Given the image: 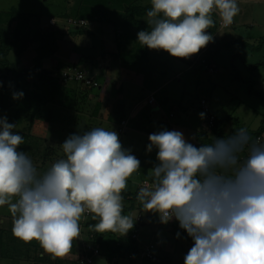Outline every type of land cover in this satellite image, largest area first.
Segmentation results:
<instances>
[{
  "label": "clouds",
  "instance_id": "clouds-1",
  "mask_svg": "<svg viewBox=\"0 0 264 264\" xmlns=\"http://www.w3.org/2000/svg\"><path fill=\"white\" fill-rule=\"evenodd\" d=\"M149 3L148 27L137 33L138 41L180 58L213 40L206 30L215 24L214 12L227 27L241 11L238 0ZM23 96L12 94L16 100ZM15 130L16 124L0 117V208L8 206L14 237L36 240L44 252L62 258L80 238L86 213L96 233L127 236L139 217L124 214L122 193L141 161L122 147L116 130L96 126L70 134L60 144L62 158L42 172L19 150L25 141ZM148 140L146 152L156 149L158 163L136 199L140 210L158 213L162 224L175 218L191 238L184 264H264V142L252 141L245 128L199 147L164 127Z\"/></svg>",
  "mask_w": 264,
  "mask_h": 264
},
{
  "label": "rangeland",
  "instance_id": "rangeland-1",
  "mask_svg": "<svg viewBox=\"0 0 264 264\" xmlns=\"http://www.w3.org/2000/svg\"><path fill=\"white\" fill-rule=\"evenodd\" d=\"M107 1L108 0H0V28L6 30L14 39V46L9 54L2 59L0 56V85H2L0 86V117L6 116L9 123L16 124L15 131H19L25 141L23 145L19 146V150L25 151L31 157L37 169L41 172L46 170L54 161L62 158L63 152L60 144H62L70 134L82 133L96 126H103L108 130H112L113 128L119 133L122 147L131 149L132 146V154L141 161L140 170H137V172L132 175H136L141 171L140 173L143 175H138L137 179L138 181H142L146 179L145 175L151 177L153 161H157L156 149H153L150 153L146 152V145L149 143L148 133H151L152 127L148 125L145 132L139 137L141 140L143 139L144 143H142L140 140L136 141L138 135L121 132L118 129L119 127L117 128L114 124V120L118 118L117 116L122 118L126 116L123 111L118 109V106L123 105L116 101V95L119 94V96H121L122 94L119 87L122 72L120 69L121 65H119L120 59L114 55L117 51L111 52L113 48H108L106 50L107 44L105 39L116 36L119 44V46L117 44L118 52L125 51V49L138 51L140 49L139 47H141V43L138 42L136 37L130 38L129 36L130 32H135L133 31V29H136L135 27L127 28V25L124 26V23H122L123 25L120 24V26L115 27L116 32L110 28L112 25L109 27L108 22L110 20L107 21L108 19H111L116 25L119 24L121 9L117 7V0L113 2L114 6L112 8L108 7ZM126 1L127 3L123 4L125 6L135 1L143 5L150 4L149 0H141V2L138 0ZM79 2L86 7V10L90 11L89 15L91 16L96 15L97 8L101 9L97 16L98 20L93 18L90 19L92 21H89L82 17L77 19L76 15L77 11H79ZM238 4L241 11L234 18L230 26H223L220 17L215 12L213 13V19H217L219 23L215 33L217 38L227 41H235L238 39L248 42L231 44L223 49L221 55L217 57V64L221 67L223 73L209 75L204 73L199 67H195L187 72H184L185 70L182 71L181 78L184 82L180 83L178 82L179 79L175 77V74L181 73L180 70H178L181 67V61L179 62L177 60L176 63L172 59L173 56L165 57L164 59L165 61H169V68H175L178 64L177 68L174 70L170 69L168 74L169 77L177 79L171 84V88L174 92L179 91V89L186 91L185 97L189 101L185 102V105L193 106L197 103L198 95L202 91L201 88H210V83H212L209 81L210 77V80L212 79L215 81L217 87L215 89L216 99H214L215 101L213 100V102L216 104L215 108L218 110L219 115L222 117L226 115L238 117L241 121L239 124L240 128L247 129L251 140L256 141L252 131L257 130L262 122L264 123V96L250 93L248 91L250 82H244L234 78L235 71H233V65L235 62L234 55H237L236 68L243 76H247L250 72L248 78H252L255 81V84L251 83L254 85L253 89L255 91H260V93L264 95V65H260L254 71H250L246 69L241 62V59H245L247 63L251 65L264 62V43H262L261 47L257 48L261 40L264 41V0H238ZM17 11L21 13H17ZM123 13H125V11H123ZM51 19L55 20L57 23L53 24ZM144 19L147 20V16H145ZM81 20H85L86 23H81ZM89 23L98 24L102 29L98 30V28H94V26L89 25ZM223 28L225 30H222ZM55 29H62L67 32L68 35L58 40V50L50 57L43 59L39 65V69H36L37 71L35 69L31 71L30 68L34 66V58L38 56V49L41 47L44 32ZM83 29H87L89 32L81 33ZM120 30H125L122 37L118 34ZM16 31H19V34H16ZM224 31L229 32V34L227 33L228 35H225V33H223ZM95 37H98L101 41H98V39L95 40ZM4 39L0 41V54L1 43L3 44L5 42ZM86 40H88L87 45L91 48V52L88 53L91 54V56L78 52L80 51L78 47H80L82 43L85 44L84 41ZM112 40L114 43V39H111V41ZM97 43L98 45H96ZM62 45L64 47H69L72 52H67V49H63ZM74 45H77V51L73 50ZM160 50L155 49L154 52L159 53ZM202 50L203 49L189 58H183L184 63H192V59L195 57H197L196 61H198V54H201ZM69 53L71 54L70 58L67 57ZM111 55L114 57H111ZM162 63V56L158 55L156 57L153 56L151 60H141L138 66L142 69L153 70L159 65L163 66ZM60 65L63 66L62 71L65 67L76 65L89 77L94 79L96 82L94 83L95 85L85 87L80 84L79 87L77 81L63 80L64 82H60L61 84L59 86V91L62 93L63 97L58 96L55 102L49 103L44 109H40L37 112H34L32 109L28 112L21 111L26 103V95H38L47 90V86L41 84L42 69L54 70L55 68H59ZM182 66V69L187 67V65L183 63ZM163 67L165 70L167 69L165 65ZM160 69L163 70L161 67ZM222 76L226 77L223 78L225 80L221 83L220 78ZM146 85H150L149 81H146ZM94 87H98L99 89L96 88L97 91H95V89H92ZM171 88L169 87L168 89ZM16 91H23V98L18 100L13 99L12 94ZM64 91H67V94L73 92L72 98L69 100L70 106L66 104L70 109L62 106V104H65V99H68L65 97ZM149 102L152 101L149 100ZM223 104L225 105L223 109L220 110V106L222 107ZM98 106L99 110L96 112ZM18 115L22 118L21 123L16 122ZM231 127L234 129L236 124L233 123L232 125L230 123L229 125H225V136L232 133ZM205 129H209L207 124ZM262 135L261 142H264V133ZM128 141H134V144H128ZM133 181L131 186L139 187L138 185L140 182L136 183L137 180L135 177ZM145 182L150 181L144 180L141 186ZM127 185H130V182H128ZM0 214H3V216L11 215L7 205L0 208ZM124 214L133 217L138 214V216L142 217V220H147L149 223L155 224V226L160 225L162 228L165 226L167 230L170 228H172L171 230H180L178 221L171 220L167 224L160 223L158 213L129 210L124 212ZM87 221L89 220L83 216L80 224V238H77V240L80 241V245L83 244V246L88 244V240L86 239H88L89 236V229L84 225ZM174 234L176 235L177 232ZM132 237L136 238L137 235L132 234ZM1 238L2 240L0 242L5 244V238ZM14 240L23 245L25 243L16 237ZM78 241L76 242L77 244ZM25 245L34 251L30 245H27V243H25ZM20 247L24 248L25 246ZM1 248L2 246H0V249ZM2 253H4V251ZM33 253L34 252H32V254ZM0 256L2 257L0 264H33V262L37 264V261L34 260L38 259L36 256L32 257V259L30 258V260H20L18 259V253H16L15 259L6 258L1 253ZM25 257L26 256L23 258ZM150 258L157 259L156 253H153V256ZM41 263L44 264V261ZM178 264H181V262Z\"/></svg>",
  "mask_w": 264,
  "mask_h": 264
},
{
  "label": "trees",
  "instance_id": "trees-1",
  "mask_svg": "<svg viewBox=\"0 0 264 264\" xmlns=\"http://www.w3.org/2000/svg\"><path fill=\"white\" fill-rule=\"evenodd\" d=\"M112 2H116V0H113ZM112 2H110V0L107 1V5L112 4ZM78 10L77 11V19L79 18H86V17H91L92 19H97V16L99 13H95L96 15L91 16L86 12L85 10L81 11L82 9H80V2L78 5ZM151 5H143V4H139V2L135 1L134 3L131 2L130 4H126V6L124 7L125 9V13H124V26L127 25V28H132L135 27L136 29H133V31H140V30H144L146 29L147 23L144 19V17L146 16L147 11L150 9ZM101 9L96 10V12H99ZM17 13H21L20 11H17ZM23 14V13H22ZM18 15V14H17ZM24 15V14H23ZM61 16V15H60ZM59 16V17H60ZM23 17V16H22ZM215 24L212 28L207 29L206 31L211 33L213 36V40L210 41L205 47H203L201 54L198 56V61H196L197 57L192 59V66H195L196 68L199 67L200 69H202V71L204 73H207L209 75H215V74H221L223 73L221 67L217 64V57L221 55L223 49H225L227 46L231 45V44H235V43H248L245 42L244 40H235V41H227L225 39H219L217 37H215V33L216 30L218 29L219 23L217 19H214ZM84 32H89V30L87 29H83L81 30ZM125 30H120L118 32L119 36L122 37L124 34ZM131 31V30H128ZM16 34H19V31H16ZM70 34V32H69ZM67 32H65L62 29H55V30H51V31H46L44 32V37L42 38V44L41 47H39V52H38V56L34 58V66L30 68L31 71H34L33 69H39V65L41 64L43 59H46L47 57H50L51 55H53L59 48V43L58 40L61 38H65L67 36ZM136 35L135 32H130L129 36L131 37H137L134 36ZM5 38V39H4ZM4 39V43H1V59L4 58L6 55L9 54V52L12 50L13 46H14V39L12 38V35L7 33L6 30H2V28H0V41ZM139 42V41H138ZM262 43H264L263 40H261L260 44L257 46L261 47ZM118 44V41H117ZM119 46V44H118ZM140 49L138 51H134V50H129V49H125V51H119L117 50L116 53H114V55L116 57H118L122 64L125 66H135L137 65L141 60L145 59L148 56V47L147 46H143L141 44V47H139ZM197 56V55H196ZM235 57V62L233 65V71L234 72V78L244 81V82H250V86L248 91L250 93H256L259 96H264L262 93H260V91H255L253 89L254 85L251 83L255 84V81L252 78H248L249 77V73L247 76H243L240 71L236 68V62H237V55H234ZM242 65L244 67H246V69L254 71L257 67H259L260 65H264V62H258L255 65H251L249 63H247V61L245 59H241ZM68 66V65H67ZM68 66L65 67L63 69V71L66 68L72 67ZM76 66V65H74ZM62 67L60 65L59 68H55L54 70H49V69H42V75H41V80H42V85H46L47 86V90H45L44 92H41L40 94L36 95V94H32V95H26L25 96V105L22 107L21 111H26L28 112L30 109H32L34 112H37L40 109H44L49 103H53L55 102L56 98L58 96H62V93L59 91V86H60V82H64L63 80H66L62 74ZM37 71V70H36ZM58 72V73H57ZM23 74V72H22ZM57 74V75H56ZM226 76H222L220 78V81L222 83V81L224 82L225 79H223ZM90 79H92L93 82L94 79L92 77H89ZM68 81V80H66ZM70 81V80H69ZM71 81H77L78 86L80 87V84L85 86V87H90V85H95L92 81L91 83H87V82H81L78 80H71ZM209 81L212 82L210 83V86L212 87V89L216 87V83L213 80H210L209 77ZM76 85V84H75ZM210 88H201V94H199L198 96V100L200 102V107L201 109L204 111L205 115L207 114V111L205 110V107L203 106L202 101L205 100L206 101V106L208 107V113L212 114L215 116V125L212 128L209 129H205L202 130L200 132H198L197 134V138H198V144H196L195 146L199 147L200 145H202L203 143H207L210 142L212 139H214V137H223L225 136V132H224V127L225 125H229L230 123L233 125V123L236 124V127H234V129L231 127V131L232 133L235 132L236 130L240 129V119L236 116H230V115H226V116H221L219 114H217V109L210 106L209 101L213 100V95H205V93L210 92L211 90ZM99 89L98 87H94L92 89L96 90ZM65 92V97H67L68 99H65V104H62L63 107L70 109L67 105H69V100L72 98V94L73 92H69L70 94H67V91ZM211 93V92H210ZM63 99V98H62ZM67 100V101H66ZM213 102V101H212ZM67 104V105H66ZM70 106V105H69ZM72 108V107H71ZM75 109V108H73ZM118 109H120L121 111H123V106H118ZM99 110V106L96 108V112ZM123 115V114H122ZM170 116H174V113L172 112L170 114ZM118 118L114 120L115 123H120V125L118 126L119 130L120 128H125L126 125V120H123L122 117L117 116ZM207 121V118H206ZM16 122L17 123H21L22 122V118L20 117V115L17 116L16 118ZM125 122V123H124ZM207 123V122H206ZM208 127V126H207ZM123 132H126L125 129H123ZM248 132V131H247ZM212 133V134H211ZM251 133V131H250ZM252 133L254 134L255 140L258 136H261L264 133V123L262 122L257 130L252 131ZM263 136V135H262ZM148 183H151L148 182ZM140 188V187H139ZM139 188L137 187H132L131 185L128 187V189H126L122 195L124 197V212L127 211H131V210H135L136 208H141L140 202L136 199L137 196V192L139 190ZM86 216H90V214H85ZM172 220L176 221L175 218H173ZM138 224L137 226H134V233L133 234H138L140 226L142 225V220L141 217L138 218ZM94 223V221L92 220V218L90 219V221L85 222L84 225L89 229V236H88V243L97 245L99 247L100 253H104L105 255H107V257H109L110 259H112L114 256L116 255H129V253L132 255L133 253L136 255V258L138 259H142L145 258L144 260L146 261H158L155 258H149L146 256V254H143L140 252V249L138 247L137 241L135 238L132 237V234L129 233L127 236L125 237H120L117 234H112V233H96L94 230H92L89 225ZM141 224V225H140ZM175 232H180L181 236L184 237L183 239L179 238L181 241H186L187 243V247L185 246H181L177 249V253H181V250H186L188 251L190 249V247L192 246V240L190 237H187V233L185 232V230L180 229L179 231L174 230ZM178 239V240H179ZM179 240V241H180ZM155 241H151L146 247L151 248L152 252L155 253L156 248L158 247L155 243H152ZM182 243V242H180ZM183 244V243H182ZM3 245V246H2ZM5 245V246H4ZM27 245H30L34 251H32L30 248L26 247V245L20 243V242H16L14 239L13 241L6 242L5 244H1L0 246H2V248L0 249V253L3 255H8L9 258H14L16 257V253H18V259H22L24 260V256L27 257V260H30V258L32 259V257H36L38 259H35L34 261H37V264L41 263L44 261V256H41V253L44 252V250L40 247L39 243L36 240L31 241L30 243H27ZM20 246H25L26 248L20 247ZM23 248V249H21ZM84 248V246H82V249ZM37 249V250H36ZM82 249L80 250L81 254L78 257V259L73 262V264H79L80 259L82 258ZM147 248H145L146 251ZM23 250V251H22ZM4 251V253H2ZM13 251V252H12ZM144 251V252H145ZM12 252V253H11ZM32 252H34L32 254ZM174 255H170L169 257L166 256V254L163 256V261H167L170 262L171 264H175L180 262V259H178L177 257H173ZM96 257V256H95ZM154 259V260H153ZM161 261V260H160ZM162 261V262H163ZM33 262V261H32ZM182 263L184 264V259L182 261ZM33 264H35L33 262Z\"/></svg>",
  "mask_w": 264,
  "mask_h": 264
},
{
  "label": "crops",
  "instance_id": "crops-1",
  "mask_svg": "<svg viewBox=\"0 0 264 264\" xmlns=\"http://www.w3.org/2000/svg\"><path fill=\"white\" fill-rule=\"evenodd\" d=\"M113 0H110L112 2ZM118 1V6L120 7V21L119 24L116 25L111 19H108L107 21L109 24V27L113 29L114 32H116L115 27L120 26V24L123 23L124 21V13L125 11L123 5L124 3H127L126 0H117ZM141 2V0H138ZM112 4H109L108 7L112 8ZM116 7V6H115ZM116 7V8H117ZM109 8V9H110ZM80 9L81 11L85 10L86 12L90 11L86 10V7L84 5L80 4ZM108 9V10H109ZM107 10V12H108ZM118 10V9H117ZM99 13V12H96ZM85 20L92 21L91 17H86L84 18ZM98 20V19H96ZM88 21V22H89ZM97 22V21H96ZM95 22V23H96ZM92 23L89 25H93L94 28L102 29L101 26H98V24ZM99 23V22H97ZM123 25V24H122ZM222 30H225L224 28ZM228 31V30H227ZM224 31L225 35H228L229 32ZM235 31V30H234ZM139 31L135 30V34L137 35ZM222 33V35H223ZM228 33V34H227ZM232 34V33H231ZM134 35V36H136ZM217 35V34H216ZM224 35V36H225ZM216 37V36H215ZM101 41L98 37H95V40ZM105 39V38H104ZM111 39H114L111 41ZM137 39V37H136ZM107 47L108 48H113L111 52H116L117 49V41L118 38L114 36L113 38L110 39H105ZM111 41V42H109ZM85 44H81L79 48L80 51L84 55H90L88 54L91 52V48L87 45L88 40L84 41ZM98 45V43L96 44ZM77 45L73 46V50H76ZM63 49H67V52H72V50L69 49V47H64L62 45ZM117 49V50H116ZM105 50V51H106ZM155 49H149L148 50V56L144 60H151L153 56H162V64L163 66L167 68L166 70L162 65L157 66L153 70H146L145 68H139L138 64L132 67H126L124 66L120 60H119V65H121L120 69L122 72V77L120 81V90L122 92L121 96L119 94L116 95V101L121 103L124 108H123V113L126 115L123 117V120H126V125H125V133L127 134H135L137 136L136 141H141L144 143L143 139L141 140L139 137L141 136L142 133L145 132V129L148 125L152 127V131L156 132L160 128L164 127L167 128L168 130H179L181 131L184 135L185 138L192 144L196 145L198 144V138L197 134L198 132L205 130L206 127V115L204 119H201L199 116V113L204 111L200 107V102L199 100L197 101L196 104L193 106L191 105H185V102H188L189 100L186 99L185 97V90L179 89V91L174 92L173 89L171 88V84L175 82L177 79L174 77H169V70L170 69H175L177 68V65L175 68H169V61H165V57H169V53H167L164 50H160L159 53L154 52ZM165 53V54H164ZM70 53L67 55L68 58H70ZM200 55V53L198 54ZM111 57H114L111 55ZM172 57V56H171ZM170 57V58H171ZM176 63L177 60L180 62V70L181 73L175 74V77L179 79L178 82L182 83L184 80L181 78L182 71L185 70L184 72L190 71L195 68V66H192L191 63H184L183 58L180 57H173L172 58ZM153 61V60H152ZM182 63L184 65H187L186 68L182 69ZM160 67L163 69L161 70ZM164 71V72H163ZM251 71V70H250ZM212 80V79H211ZM146 81H149L150 85H146ZM214 81V80H213ZM221 85V84H219ZM171 89H168V88ZM211 87V86H210ZM216 88L214 87L210 92L205 93V95H213V100L216 99ZM201 94V93H200ZM202 95V94H201ZM154 97V100L152 102H149L151 97ZM203 97V95H202ZM213 100H210V106L214 108L215 111V102H212ZM215 101V100H214ZM225 104L223 106H220V110L223 109ZM174 113V116H170L171 113ZM218 112V110H217ZM219 114V112L217 113ZM223 114V113H221ZM225 115V114H223ZM116 127L120 125V123H115ZM225 130V129H224ZM149 135V133H148ZM135 137V136H134ZM134 141H128V144H132ZM134 144V143H133ZM132 144V145H133ZM133 147L131 146V149ZM158 161H153V165L156 164ZM140 170V169H139ZM137 173L136 175H132L131 179L129 178L130 185H132L133 178H136V183H139V187H141V184L144 180H150V176H146V179H143L142 181H138L137 176L138 175H143L142 173ZM150 177V178H148ZM130 185H127V189ZM136 187V186H135ZM137 187V188H139ZM135 210H140V208H136ZM134 210V211H135ZM140 215V214H139ZM8 217V218H5ZM141 217V216H138ZM84 218L90 221L91 217L84 215ZM138 218L136 219L135 226L138 224ZM142 220V217H141ZM88 222V221H87ZM141 225V224H140ZM12 216L11 215H5L0 214V241L2 240L1 237L5 238L6 242H11L15 238L12 234ZM166 229L165 226L162 228L160 225L155 226V224L149 223L147 220H142V225L140 226L139 232L137 234V237L135 238L138 244V247L140 249V252L142 255L144 254L146 246L151 242L155 241L152 243H155L158 247L156 248L157 251L155 250V253L157 255L158 261H146L144 260L145 258L138 259L136 258V255L133 253L132 255L129 253V255H116L112 259L107 257L104 253H101L100 255L96 256L94 258V264H171L170 262H165L163 261V256L166 254L167 257L170 255H174L173 257H177L180 259L181 264L184 256L186 255L187 251L186 250H181V253H177V249L181 246H188L186 241H181L177 236L174 234L176 233L174 230ZM134 228L128 232L133 234ZM127 234V235H128ZM82 238V237H81ZM180 241H179V240ZM77 240V239H76ZM78 241V240H77ZM77 241H73V248L72 250L64 257L62 258H53L50 254L43 252L41 253V256H44V264H73L78 257L80 256L81 252L80 250L82 249V245H80V241H78V244L76 243ZM182 242V243H180ZM0 244H2L0 242ZM25 244V243H24ZM3 246V245H2ZM5 246V245H4ZM26 248V247H24ZM4 255V254H3ZM4 257L9 258L8 255H4ZM2 257L0 256V261ZM24 260H27V257L24 258ZM154 260V259H153ZM161 260V261H160ZM163 261V262H162ZM29 262V261H28ZM32 262V261H31ZM178 262V263H180ZM176 263V264H178ZM42 264V263H39ZM174 264V263H173Z\"/></svg>",
  "mask_w": 264,
  "mask_h": 264
},
{
  "label": "built area",
  "instance_id": "built-area-1",
  "mask_svg": "<svg viewBox=\"0 0 264 264\" xmlns=\"http://www.w3.org/2000/svg\"><path fill=\"white\" fill-rule=\"evenodd\" d=\"M81 23L85 24L86 21L85 20H81ZM62 76L66 79V80H78L81 82H87V83H91L92 79H90L89 77H87V75L80 70L77 66H72L69 68H66L63 71ZM93 82V81H92ZM96 83V82H93ZM151 101L154 100V97L152 96L150 98ZM203 106L205 107V110L207 111L206 114V118H207V126L208 128H212L215 125V116L208 113V107L206 106V101L203 100L202 101ZM125 123V122H124ZM256 141H262V136H258ZM146 251L144 252V254H146L147 257H151L153 256V252L151 250V248L146 247ZM100 253L99 247L97 245L88 243L84 246L83 251H82V258L80 259L79 264H93L94 263V257L97 256Z\"/></svg>",
  "mask_w": 264,
  "mask_h": 264
}]
</instances>
